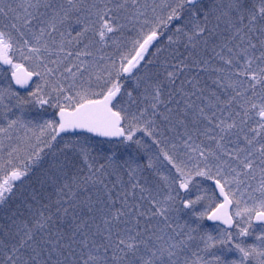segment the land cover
Instances as JSON below:
<instances>
[{
  "label": "snow or ice",
  "instance_id": "snow-or-ice-1",
  "mask_svg": "<svg viewBox=\"0 0 264 264\" xmlns=\"http://www.w3.org/2000/svg\"><path fill=\"white\" fill-rule=\"evenodd\" d=\"M0 264H264V0H0Z\"/></svg>",
  "mask_w": 264,
  "mask_h": 264
}]
</instances>
